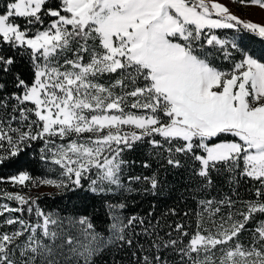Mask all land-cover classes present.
Instances as JSON below:
<instances>
[{
    "label": "snow or ice",
    "instance_id": "1",
    "mask_svg": "<svg viewBox=\"0 0 264 264\" xmlns=\"http://www.w3.org/2000/svg\"><path fill=\"white\" fill-rule=\"evenodd\" d=\"M239 2L264 9V0ZM47 5L48 0H7L0 7V165L42 142L40 160L59 166L60 178L33 179L19 171L7 182L54 186L65 194L89 180L87 190L93 194H123L135 191L133 182L142 180L155 194L160 185L156 173L129 176L127 184L122 179L129 165L124 151L150 138L167 167H182L183 156L198 162L193 172L208 185L210 171L224 165L260 187L257 199L244 202L246 211H230L219 221L213 217L222 207H234L231 198L201 200L197 230L187 243L183 238L189 233L180 223L173 229L175 239L172 231L167 239L161 237L158 225L128 233L138 219L141 225L144 220L131 216L125 223L118 211L123 203L106 204L108 237L96 231L88 216L69 218V227L77 229L73 235L62 221L36 207L42 223L5 221L20 227L0 233V264H97L113 246L133 248L134 237L141 234L154 237L149 246L154 252L137 257V250L145 252L137 242L132 251L136 264H217V248L218 264H264V221L246 229L255 213L264 214V62L242 43L215 33L236 29L264 39V24L241 20L218 0H57ZM42 16L52 18L46 27ZM217 53L232 63L230 70L215 65ZM25 56L31 83L15 70L18 57ZM117 73L107 86L97 82ZM229 135L234 139H220ZM55 138L68 142L57 144ZM213 138L219 142L211 143ZM143 167L151 165L144 161ZM93 169L95 178L88 175ZM5 195L21 207L4 204L0 209L23 212L27 205L29 214L34 211V198ZM203 213L211 227H204ZM245 230L252 234L247 246L239 242ZM169 251L178 259L170 261ZM112 264L122 262L113 257Z\"/></svg>",
    "mask_w": 264,
    "mask_h": 264
},
{
    "label": "trees",
    "instance_id": "2",
    "mask_svg": "<svg viewBox=\"0 0 264 264\" xmlns=\"http://www.w3.org/2000/svg\"><path fill=\"white\" fill-rule=\"evenodd\" d=\"M7 0H0V7L6 4ZM57 0H48V5L51 6L56 3ZM46 6V7H47ZM46 10V9H45ZM44 20V26L50 23L51 17L42 16ZM37 27H41L37 25ZM215 33L221 38L229 41H235L242 43L247 47V50L254 52L257 58L261 57V53H264V39L259 37H253L250 34L236 30V29H218ZM241 37L243 39L241 40ZM235 58L238 60L240 57L236 54ZM63 63V61H62ZM215 65L221 70L230 69L232 63L224 60L221 53H217L215 56ZM21 72L22 76L28 83H31V64L28 58L25 56L22 59L18 57L16 69ZM119 74H105L102 77L97 78V82L105 84L106 86L118 78ZM117 94L120 93V89L114 90ZM31 107V105H26ZM128 111L137 112L136 109H126ZM125 131H129L126 130ZM232 136H226L221 138H229ZM146 138L144 141L137 142L131 151L125 150L123 153V159L129 161V165L125 167L123 173V181L127 184L129 176L151 177L153 173L158 175L160 185L155 194L150 190V185L145 184L142 180L140 182H133L132 187L135 191L131 193H119L104 192L101 194H93L88 191L89 180H83V187L76 192H67L61 194L60 190L53 188L47 191H35L27 194L22 187L11 182H7V178L19 171H27L36 179L38 177H51L55 179L60 178L59 166L49 161L40 160V149L43 147L42 142H33L32 147L22 153L19 157H15L12 161L5 162L0 165V178H3L5 182H0V205H8L9 208H19L21 205L15 201L7 198L5 193L20 194L25 197H32L36 200V203L32 205L34 211L29 214L27 211V205H24V211L8 212L3 211V215H0V233H11L17 230L20 225H7L5 221L9 218H20L27 223L35 225L42 223V218H39L35 214V208L39 207L45 214L51 213L53 218L62 221V227L67 231H70L73 235L76 234L77 229L70 228L68 225L69 218L78 219L80 216H88L93 223L96 231L102 233L105 237H108L107 226L109 223L107 203H123L125 207L119 209V214L125 217V223L128 217L136 216L144 220V224L137 223L133 228L128 229L127 232L141 233L145 227L150 225H158L156 231L161 237L168 238V233L172 231V238L175 239L178 233L173 231L177 223L184 225V230L189 233L188 237L183 238V243L191 238V235L197 230V216L198 211L202 212V208L199 205L201 200L215 199L217 201L226 197L231 198L234 202L233 208L222 207L218 216L213 217L220 219L221 216H227L231 212L246 211L245 201L257 199L255 196V189L260 187L259 183L247 177H239L237 172L229 171L227 166L218 165V171L211 170L210 176L212 183L207 184V181L196 176L193 172V168L199 169L198 162H194L183 156L179 157L182 161V167L173 169L166 166V162L155 154V151L151 148ZM156 139H161L156 137ZM56 143H67V140L61 141L59 138H55ZM216 140L213 138L211 142ZM162 151V150H159ZM166 157V153L164 154ZM135 161V163H131ZM144 161L150 163V168H144ZM163 165V166H162ZM243 169V162L240 163V169ZM91 178H95V169L88 174ZM238 181V182H237ZM149 189V191H145ZM26 193V194H25ZM29 193V192H28ZM264 200V198H262ZM216 205H213L215 208ZM175 209V214H171L170 210ZM149 213H152L149 216ZM187 213V215H185ZM204 227L208 228V214L203 213ZM237 219L240 217L237 216ZM260 221H264V214L255 213L253 218L249 221L246 229H255ZM150 222V224H149ZM169 225L172 227L170 228ZM215 229H213L214 231ZM39 234V233H38ZM251 232L245 230L239 237V242L245 246L250 244ZM26 237H22L21 240ZM154 238V237H152ZM145 235H139L134 237L133 248L127 246L117 250L115 246L106 251L102 257L97 258V264H112V258L115 257L117 261H121L122 264H136V257H133L132 251L136 249L137 242L144 246L145 252L141 253L137 250V257L142 258L144 254L151 255L154 250H150L151 239ZM233 244L235 241L232 242ZM217 257L221 255L220 248L214 250ZM18 255V253H17ZM168 259L176 260L178 257L172 255L169 251L165 253Z\"/></svg>",
    "mask_w": 264,
    "mask_h": 264
},
{
    "label": "rangeland",
    "instance_id": "3",
    "mask_svg": "<svg viewBox=\"0 0 264 264\" xmlns=\"http://www.w3.org/2000/svg\"><path fill=\"white\" fill-rule=\"evenodd\" d=\"M218 2L225 4L230 9V11L233 14H235L236 16H238L241 20L252 21L255 23L264 24V9H261L259 6L251 5L250 3L242 4L239 2V0H218ZM59 62L62 63V60H60ZM262 62H264V61H262ZM230 69H224V70H230ZM130 128H131V126L125 127L126 130H130ZM220 139L221 140H225V139L226 140H233L234 138L229 137V138H220ZM217 142H219V141L216 139L211 143H217ZM18 173H15L12 175H16ZM12 175H10V176H12ZM38 178L55 179V178H51V177H38ZM38 178H36V179H38ZM16 185H19V184H16ZM19 186L22 187V189L27 194H30V193L35 192V191H42V190L47 191V190L55 188L54 186H46V185L35 186L31 182H26L25 185H19ZM213 219H215V218H213ZM215 220L219 221V219H215ZM207 224L209 225V227H211V223L209 221H207Z\"/></svg>",
    "mask_w": 264,
    "mask_h": 264
}]
</instances>
